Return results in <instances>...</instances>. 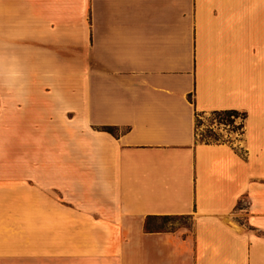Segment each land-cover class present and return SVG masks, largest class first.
Segmentation results:
<instances>
[{
    "label": "crops",
    "instance_id": "1",
    "mask_svg": "<svg viewBox=\"0 0 264 264\" xmlns=\"http://www.w3.org/2000/svg\"><path fill=\"white\" fill-rule=\"evenodd\" d=\"M0 264H264V0H0Z\"/></svg>",
    "mask_w": 264,
    "mask_h": 264
},
{
    "label": "rangeland",
    "instance_id": "2",
    "mask_svg": "<svg viewBox=\"0 0 264 264\" xmlns=\"http://www.w3.org/2000/svg\"><path fill=\"white\" fill-rule=\"evenodd\" d=\"M222 116V114H221ZM243 116L241 113L231 115L230 121L227 118H221L213 111L198 112L195 118L196 137L201 141H226L234 136H240L242 130ZM6 151V150H5ZM18 221L15 228L9 230L10 234L16 238L22 237L23 228L21 226V214H15ZM192 223V217L189 214L173 216L171 218L156 217L148 221V226L161 230H174L176 228H189Z\"/></svg>",
    "mask_w": 264,
    "mask_h": 264
},
{
    "label": "trees",
    "instance_id": "3",
    "mask_svg": "<svg viewBox=\"0 0 264 264\" xmlns=\"http://www.w3.org/2000/svg\"><path fill=\"white\" fill-rule=\"evenodd\" d=\"M214 113L220 115V117L223 118H227L230 121V116L231 115H237L239 113L242 114V116H245L244 112H241L237 109L234 108H226V109H216V110H212ZM222 114V116H221ZM243 125V124H242ZM104 128H107L110 131H113L114 126L111 125H104ZM208 142V141H206ZM173 216H179V214H148L146 215L145 219H144V229L146 231H155V230H161V229H157V228H151L148 226V221L156 218V217H161V218H171Z\"/></svg>",
    "mask_w": 264,
    "mask_h": 264
}]
</instances>
